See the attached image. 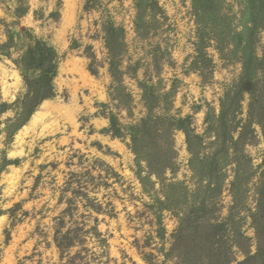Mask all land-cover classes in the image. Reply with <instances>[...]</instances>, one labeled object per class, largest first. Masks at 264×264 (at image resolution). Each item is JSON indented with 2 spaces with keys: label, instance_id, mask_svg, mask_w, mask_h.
Returning a JSON list of instances; mask_svg holds the SVG:
<instances>
[{
  "label": "rangeland",
  "instance_id": "374dc122",
  "mask_svg": "<svg viewBox=\"0 0 264 264\" xmlns=\"http://www.w3.org/2000/svg\"><path fill=\"white\" fill-rule=\"evenodd\" d=\"M0 66V264H264V0H0Z\"/></svg>",
  "mask_w": 264,
  "mask_h": 264
},
{
  "label": "bare ground",
  "instance_id": "6f19581e",
  "mask_svg": "<svg viewBox=\"0 0 264 264\" xmlns=\"http://www.w3.org/2000/svg\"><path fill=\"white\" fill-rule=\"evenodd\" d=\"M81 75H82V77H84L86 79L87 78L90 79L89 75L86 72H84V71L81 73ZM5 76H7V75H5ZM13 77L16 78L15 80L18 79L16 74H14ZM11 86H13V85H11ZM3 90H4V93H5L4 95L9 94V91H8L7 88H4ZM73 116H74V110L70 106L63 105V104L59 103L58 101H51V100L46 99V100H44L42 102V104L40 105L39 109L32 115L31 121H30V126L33 127V128H37L39 126L44 125V128H46L45 127V123H44V120H46V119H49L50 121H53V124H54L61 117H65V118L69 119V118H72ZM30 126L29 127H24V129H22L20 131V133L18 135V138L20 139V141L23 139V135H26L28 133V129L30 128ZM80 136H81V134H80ZM0 224H1V222H0Z\"/></svg>",
  "mask_w": 264,
  "mask_h": 264
},
{
  "label": "trees",
  "instance_id": "16d2710c",
  "mask_svg": "<svg viewBox=\"0 0 264 264\" xmlns=\"http://www.w3.org/2000/svg\"><path fill=\"white\" fill-rule=\"evenodd\" d=\"M42 51H47V48L46 47H44V46H42V49H41ZM43 59V58H42ZM42 61V60H41ZM55 68V66H53V65H51V66H49L46 70H43V72H42V74H43V79L44 78H46V79H48L50 76H51V71H52V69H54ZM50 79V78H49ZM51 96L50 95H44L42 98H41V100H46V99H48V98H50Z\"/></svg>",
  "mask_w": 264,
  "mask_h": 264
}]
</instances>
